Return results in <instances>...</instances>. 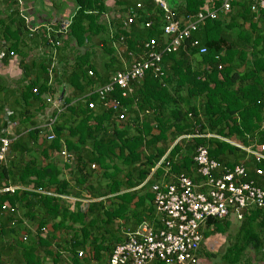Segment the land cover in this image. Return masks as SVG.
Listing matches in <instances>:
<instances>
[{
    "label": "trees",
    "instance_id": "trees-1",
    "mask_svg": "<svg viewBox=\"0 0 264 264\" xmlns=\"http://www.w3.org/2000/svg\"><path fill=\"white\" fill-rule=\"evenodd\" d=\"M163 1L176 19L196 15L207 2ZM71 2L68 25L64 30L57 25L48 39L45 30L29 38L16 0H0V43H6L8 57L17 55L25 82L7 90L11 114L0 119V130L6 121L15 123L8 161L0 164V264H63L62 252L72 264L80 259L105 264L114 247L126 240V232L141 222L161 227L153 204L154 182L173 180L180 173L201 179L193 175L199 146L224 170L242 165L244 180L264 190V160L215 137L180 138L167 155L169 165L156 167L170 142L196 132L235 138L244 147L264 144V12L251 10L254 0L234 1L227 15L206 20L171 51L163 50L164 12L155 0H113V6L106 0ZM195 39L205 53L192 47ZM51 40H61V45ZM151 41L161 52L160 70L131 80L132 93L126 96L114 84L108 97L118 100L119 107H103L94 85L109 83L117 71L143 57ZM64 45L71 51L61 56ZM61 89L59 109L40 121L38 116L51 106L46 94L55 99ZM123 109L126 118L117 120ZM54 117L55 137L48 141L46 124ZM63 145L73 154L72 163L65 164L69 178L52 159ZM7 185L22 188L2 191ZM64 196H88L90 201L76 200L72 206ZM227 220L217 219L214 232L218 222ZM236 223L234 229L224 224L229 246L219 259L245 264L255 256L264 263V209H252ZM80 250L85 253L81 258Z\"/></svg>",
    "mask_w": 264,
    "mask_h": 264
},
{
    "label": "built area",
    "instance_id": "built-area-1",
    "mask_svg": "<svg viewBox=\"0 0 264 264\" xmlns=\"http://www.w3.org/2000/svg\"><path fill=\"white\" fill-rule=\"evenodd\" d=\"M16 1L21 9L23 5H21L19 0ZM219 1L220 4L216 8H211L208 4H205L196 15L176 19L163 0H155L156 4L164 12L163 42L166 46H164L163 50L171 51L177 49L181 42L189 37L192 32L196 31L199 26H202L206 20L218 19L222 13L228 12L232 3L236 0ZM255 2L264 12V0H255ZM23 14L21 15L29 26L30 32L27 34L29 38L38 30L41 32L45 30L46 37L50 38L49 33L54 31L51 24L29 25L27 18ZM131 21L132 16L128 18V22L130 23ZM66 26L62 25L60 29L64 30ZM56 33H60V30H57ZM51 42L56 47L61 45V40H51ZM148 45L149 43L146 46ZM191 45L197 48L199 53L206 52L205 46L196 39L192 41ZM149 47L143 57L140 56L124 71H117L111 77L112 79L109 83L95 89L94 92L99 95L103 107L110 108L113 111H117L119 107L118 100L108 97V94L113 91L114 84L121 89V95L126 96L132 93L131 80L141 81L146 72L152 70L156 74L160 70L161 52L156 50L153 41H151ZM7 53L8 49L1 42L0 60L5 59ZM9 55L13 56L12 53H9ZM88 73L92 74V71L90 70ZM32 92L36 93L37 88L32 89ZM45 98L47 102L52 103L53 106L59 109L60 101L52 99L50 94H46ZM94 106V102L90 101L88 103L89 108ZM10 114L11 111H5L3 116L5 120L8 119ZM125 118L126 113L125 109H123L118 112L117 120ZM54 119L55 117L51 118L50 122L46 124L48 128L46 139L48 141L53 140L55 137L52 131ZM14 127V122L6 121L5 127L0 130V164L2 165H5L8 161L9 145L13 139ZM192 136L215 137L244 149L256 161L264 160V144L244 147L234 138H224L216 134L207 133L200 135L196 132L193 135L181 136L174 143L182 137L191 138ZM167 155L168 152L160 158L156 167L166 162ZM59 156L64 163H72L73 154L66 150L65 145L61 147ZM193 160L195 163L193 175H197L201 179L196 182L193 177L180 173L177 176H173V180L154 182L151 186L153 204L157 214L160 216L161 227H155L153 224L144 221L134 231L126 232V240L114 247L107 264H151L158 261L165 264H195L201 243L204 240V233L206 229L214 225L207 222L208 217H213L215 221L230 216H233L236 220H241L244 214H248L254 208L264 209V190L255 186L252 181L244 180L246 172L242 165L237 164L232 169L224 170L218 161L209 157L207 149L202 146L196 149ZM168 165V162H166V167ZM256 172L257 174H262V169L256 168ZM18 188L22 187L7 185L2 188V191L12 192ZM39 192L56 195L47 191ZM79 201L85 204L90 199L87 196L79 199ZM2 209L7 210V204L2 205ZM24 223L28 225L25 221ZM41 231L43 233L46 230L43 228ZM77 255L81 258L85 256V253L80 250Z\"/></svg>",
    "mask_w": 264,
    "mask_h": 264
},
{
    "label": "crops",
    "instance_id": "crops-1",
    "mask_svg": "<svg viewBox=\"0 0 264 264\" xmlns=\"http://www.w3.org/2000/svg\"><path fill=\"white\" fill-rule=\"evenodd\" d=\"M19 1H20L21 5H23V6H21V9L24 13L23 15H25V17L27 18L29 25H36L39 23H49V24L52 23L53 28L57 27V25H59L61 28L62 25H68L67 19H68L69 15L74 10L73 9L74 4H73V2H71V0H19ZM206 1H207L206 4H208L209 6H212V4L215 3V1L218 2V0H206ZM106 3L108 6L114 5L113 0H106ZM254 4L257 5L255 0H254ZM255 5L252 6L251 10H255V9L261 10L258 5H257V8ZM2 7L3 6L0 5V8H2ZM111 10H113V9H111ZM229 11L222 13L221 16L227 15V13H229ZM107 14L112 15V12L105 13V15H104V17L106 18L105 20H108L109 16ZM225 17H228V16H225ZM5 44L6 43L3 42V46H6ZM68 46H70V45H68ZM63 49L64 50H62L61 56H63V54H65V52L71 51V49L70 50L67 49L65 45L63 46ZM82 49H84V48H82ZM69 60H71V59H69ZM101 62L103 63V61H101ZM97 67H98V70H101V68H102L101 64L97 65ZM101 73H102V76L104 79L107 78L106 77L107 73L103 68H102ZM21 77H22V69L18 65L17 55L14 56V54H13L12 57L7 56V58H5L4 60H0V87L2 89L0 91V104L4 105L3 106L4 108L0 109V119H2V117L4 116L5 110L7 108L5 93L7 92V90L12 91L13 89L19 88V86H23V83H25V82H23L20 79ZM99 84H101V82H97L94 85V89L99 87L100 86ZM62 90L63 89L58 90V92L56 93V98L54 100H58ZM70 91L71 90L68 89V91L65 95H68ZM64 92H65V90H64ZM7 96H9V95H7ZM58 101H60V100H58ZM54 109H58V108L56 106H53L51 103V106L48 105L47 108L45 109L44 115L43 114L39 115L38 119L40 121H43L44 119L49 118L51 112L53 113ZM42 115H43V117H42ZM235 140L238 142L237 139H235ZM174 141L170 142L169 145H167L164 154L166 152L169 153L170 150L173 148V146L177 143V142L174 143ZM40 142L42 143V140H40ZM52 159H53V161H55L58 164L59 167L62 168V170H61L62 176H64L65 178H69L70 174L68 172V168H66V166H65L66 163H64L62 161L61 157L59 156V152L57 154H55ZM66 165H69V164H66ZM160 181H164V179L162 178ZM141 186L142 185L140 184L136 188H139ZM69 200L73 206L75 201L79 200V199L71 197ZM227 219L228 220L226 222H224L226 227L229 223H232V226L229 228L234 229L235 226H237V223H236L237 220L233 216H230ZM145 221H147V220H145ZM206 232H210L211 235L207 237V234H206L204 236V240L201 243L200 250L198 253V258H197L195 264H217L215 262H218L220 255L223 254L222 252L226 249V247L229 246V242H227L228 236H230L229 232L227 235L224 236L225 240H223L222 237H220L219 235L214 234L215 233L214 232V225L213 226L211 225V228L206 229L205 233ZM262 251L264 252V249H262ZM251 254L253 255V253H251ZM61 255L63 258V260H62L63 264H72L68 254H65L62 252ZM80 260H81L80 263H76V264H99L97 261L91 260V259H89V260L87 259L88 261H86L85 259H80ZM107 260H108V257L105 260V264H107ZM101 264H103V263H101ZM151 264H157V262H153ZM239 264H242V262H239ZM245 264H264V263L260 259H258L257 257L254 256L252 262L245 263Z\"/></svg>",
    "mask_w": 264,
    "mask_h": 264
},
{
    "label": "rangeland",
    "instance_id": "rangeland-1",
    "mask_svg": "<svg viewBox=\"0 0 264 264\" xmlns=\"http://www.w3.org/2000/svg\"><path fill=\"white\" fill-rule=\"evenodd\" d=\"M167 4H168V6L170 5V2L169 1H167ZM228 226L229 227H231L232 226V223H229L228 224ZM216 227H217V231H215V235H219L220 237H224L225 235H227L228 233L226 232V233H224V223L223 222H218L217 224H216ZM206 234H207V237L208 236H210L211 235V233L210 232H206ZM215 263H219V264H227V263H225V261L222 259H219L218 260V262H215Z\"/></svg>",
    "mask_w": 264,
    "mask_h": 264
},
{
    "label": "water",
    "instance_id": "water-1",
    "mask_svg": "<svg viewBox=\"0 0 264 264\" xmlns=\"http://www.w3.org/2000/svg\"><path fill=\"white\" fill-rule=\"evenodd\" d=\"M63 95H64V89L61 91V94H60L58 100L61 101ZM207 222H208L209 224H214V223H215V220H214L213 217H208V218H207ZM222 239L225 240L224 237H222Z\"/></svg>",
    "mask_w": 264,
    "mask_h": 264
}]
</instances>
